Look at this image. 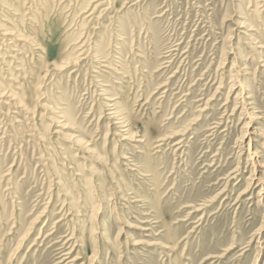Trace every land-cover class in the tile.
Listing matches in <instances>:
<instances>
[{
	"label": "rangeland",
	"instance_id": "374dc122",
	"mask_svg": "<svg viewBox=\"0 0 264 264\" xmlns=\"http://www.w3.org/2000/svg\"><path fill=\"white\" fill-rule=\"evenodd\" d=\"M0 264H264V0H0Z\"/></svg>",
	"mask_w": 264,
	"mask_h": 264
},
{
	"label": "bare ground",
	"instance_id": "6f19581e",
	"mask_svg": "<svg viewBox=\"0 0 264 264\" xmlns=\"http://www.w3.org/2000/svg\"><path fill=\"white\" fill-rule=\"evenodd\" d=\"M132 135H134V134H132ZM123 138V137H122ZM152 141V140H151ZM150 144V143H149ZM259 153V152H258ZM77 261V259H74L72 262H76Z\"/></svg>",
	"mask_w": 264,
	"mask_h": 264
}]
</instances>
